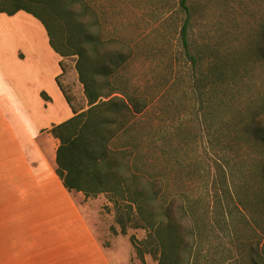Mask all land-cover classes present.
I'll return each instance as SVG.
<instances>
[{
	"label": "rangeland",
	"instance_id": "obj_1",
	"mask_svg": "<svg viewBox=\"0 0 264 264\" xmlns=\"http://www.w3.org/2000/svg\"><path fill=\"white\" fill-rule=\"evenodd\" d=\"M81 1L89 8V13L85 16L79 14L80 23L95 16L93 30L100 44L108 49H119L128 56L126 64L110 78L112 84L136 95L141 103L144 101L148 105L142 126L136 132L140 139L137 151L143 156V169L148 176L158 180L157 187L164 198L161 202L169 201L173 195L187 196L204 230L199 232L202 234L199 245L195 242V263L208 264L222 258L221 262L225 264L229 258H238L234 245L230 243L232 232L230 236L208 232V213L217 185L214 184V164L223 160L233 166V174L239 178L241 195L246 193V186L252 184L249 174L259 170L261 157H254L257 156L256 150L253 149V153L248 148L245 128L264 106V60L258 59L255 53L260 33L264 31V0L188 2V54L193 56L199 52L203 69L212 59L226 64L223 84L214 89L210 100L215 106L216 117L218 114L211 130L199 111L193 110L194 70L184 55L180 40L185 15L178 9V0ZM19 18H27L30 22L17 25ZM90 22L93 24V20ZM42 29L37 20L26 14L13 19L1 17L0 54L3 53V59H8L14 49L23 53L26 56L23 65L14 67L13 71L34 72L36 79L40 78L39 82L50 90L51 76L60 68L55 55L46 49V35ZM262 47L264 49V43ZM76 60V56L61 59L63 75L59 81L67 82L64 92L74 111L82 112L87 109V102L78 80ZM233 64L238 68L236 81L230 78ZM6 83L8 80L3 81L4 85ZM50 93L53 102L47 109L34 99L25 100L15 108L16 114L24 121L25 118L36 120L35 125H30L33 131L50 122L56 123L69 113V107L66 105L62 109L57 95L51 90ZM64 102L61 99V104H66ZM257 118L264 122L262 117ZM46 132L49 133L47 129L40 133ZM210 135L215 136V140H211ZM123 141L124 137L114 147L120 148ZM69 195L83 206L96 237L105 249L110 250V245L113 246L114 256L117 255L121 264H157V258L149 254H144L142 260L136 256L130 237L140 245L146 231L128 227L126 234L122 235L116 222V207L108 194L90 198L75 192ZM5 200L0 189V210ZM11 223L9 219L1 218L0 228H10ZM236 233L241 241L250 234L248 231ZM113 263L118 264L116 260Z\"/></svg>",
	"mask_w": 264,
	"mask_h": 264
},
{
	"label": "trees",
	"instance_id": "obj_2",
	"mask_svg": "<svg viewBox=\"0 0 264 264\" xmlns=\"http://www.w3.org/2000/svg\"><path fill=\"white\" fill-rule=\"evenodd\" d=\"M188 2L178 0V9L185 15L180 40L184 55L189 58L194 70L191 88L193 110L199 111L211 130L218 114L216 117L215 106L210 100L214 89L223 84L226 64L212 59L203 69L200 67L199 52L196 51L193 56L188 54ZM88 10L81 0H0V14L13 16L24 12L30 15L44 28L55 54L61 58L77 57L75 68L87 109L75 112L56 78L73 116L49 130L58 141L55 173L68 193H81L85 198L108 194L116 207V222L122 235L126 234L128 227L146 231L140 245L130 237L139 259L149 254L157 258V264H197V249L194 246L195 242L199 245L202 235L199 233L202 230L200 221L187 196L173 195L169 201L162 203L164 198L157 187L158 180L148 176L143 169V156L137 151L140 139L136 132L142 126L148 105L144 101L141 103L136 95L112 84L110 78L126 64L128 56L119 49H108L100 44L93 30L95 16L86 23H80L79 14L85 16ZM263 43L264 31L260 33L255 47L260 60H264ZM237 71V66L233 64L232 81H236ZM40 97L48 100L44 93ZM257 116L264 121V106L245 128L248 148L256 150L257 156L254 157H261L259 170L249 174L252 184L246 186V193L240 194L239 178L234 176L235 170L227 161L218 160L213 168L214 184L217 185L208 213V232L228 236L232 232L234 235L230 243L238 254V258H229L225 264H264V122ZM123 137L120 148L114 147ZM215 138L210 135L211 140ZM204 215L207 217V213ZM240 231L250 234L241 241L236 233ZM221 261L222 258L208 264H222Z\"/></svg>",
	"mask_w": 264,
	"mask_h": 264
},
{
	"label": "crops",
	"instance_id": "obj_3",
	"mask_svg": "<svg viewBox=\"0 0 264 264\" xmlns=\"http://www.w3.org/2000/svg\"><path fill=\"white\" fill-rule=\"evenodd\" d=\"M23 13L8 17L13 19L26 14ZM5 16L0 14V18ZM23 22L30 21L19 18L16 24ZM42 30L45 32L44 28ZM46 42L47 51L55 55L60 68L51 76L50 90L57 95V102L65 109L69 105L56 82V78L59 81L63 75L60 66L62 58L52 51L47 36ZM3 58L2 53L0 189L6 200L1 205L0 219H9L12 223L10 228H0V264H114L115 260L121 264L117 255L114 256L113 246L110 245V250L105 249L98 240L82 210L83 206L69 195L55 173L58 141L49 130L73 116L70 107L69 113L56 123L50 122L33 131L30 125H35L36 120L25 118L24 121L16 114L15 108L17 104L32 99L43 109L51 107L53 99L50 90L39 82L40 78L36 79L34 72L13 71L14 67L23 65L26 59L23 53L14 49L10 58ZM4 80H8L5 85ZM59 84L66 88L67 82L59 81ZM41 93L46 95L47 101L40 97ZM61 99L66 104H61ZM45 129L49 133H40Z\"/></svg>",
	"mask_w": 264,
	"mask_h": 264
}]
</instances>
